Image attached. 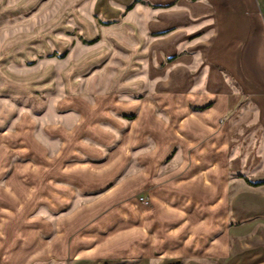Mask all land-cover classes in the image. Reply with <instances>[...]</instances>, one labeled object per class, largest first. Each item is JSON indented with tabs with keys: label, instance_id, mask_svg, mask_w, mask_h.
<instances>
[{
	"label": "crops",
	"instance_id": "1",
	"mask_svg": "<svg viewBox=\"0 0 264 264\" xmlns=\"http://www.w3.org/2000/svg\"><path fill=\"white\" fill-rule=\"evenodd\" d=\"M81 2L65 72L0 55V264H264V0Z\"/></svg>",
	"mask_w": 264,
	"mask_h": 264
},
{
	"label": "rangeland",
	"instance_id": "2",
	"mask_svg": "<svg viewBox=\"0 0 264 264\" xmlns=\"http://www.w3.org/2000/svg\"><path fill=\"white\" fill-rule=\"evenodd\" d=\"M10 13L16 14V16L11 17V15H9ZM18 13H22L23 16L17 15ZM87 13V4L81 2V0H26L22 5H2L0 7V15H4V17L0 18L1 28H14V30H16V37L21 33H25L24 40H30L31 43H34L35 40H41V43L46 48L45 50L39 51L40 53L37 51L21 52V49L1 52L0 55L2 57L9 58L13 55L16 60H20L21 62V67L5 68L4 73H22L24 68L28 70L30 68L33 69L38 68V66H43L48 69V73L53 74V72L56 71L54 68L55 64L57 65V70L59 66H61L63 72H65L70 65L66 64L68 61L71 59L80 60L92 50L101 48L102 45L99 38L95 39L93 43H83L81 41L82 38L87 37L86 33H88L89 29L88 24L91 25L90 28L96 33V29L92 27V23L96 25L97 20L82 18L86 16ZM59 32L61 33L59 34ZM34 33H37V35L34 36ZM58 38L63 40V49L69 47V54L67 56L58 57L54 54L61 52L54 49L58 45ZM74 43H77V45L73 46V49L70 50L71 44L74 45ZM119 52L120 51H117L115 53L122 54ZM35 54H37L36 56L38 57H36ZM22 59H31L34 61L27 64L25 63L26 60L22 62ZM38 61H41L42 64L39 65L37 63ZM23 64L26 65L23 66ZM90 70L91 68L87 71L89 72ZM87 71L79 72L80 81L86 76ZM9 79L8 77L4 79L0 78V115L6 110L9 102L13 104L22 102L21 96L12 93V83H8ZM147 205L150 206L151 204L149 203ZM145 215L146 213H144V217Z\"/></svg>",
	"mask_w": 264,
	"mask_h": 264
},
{
	"label": "built area",
	"instance_id": "3",
	"mask_svg": "<svg viewBox=\"0 0 264 264\" xmlns=\"http://www.w3.org/2000/svg\"><path fill=\"white\" fill-rule=\"evenodd\" d=\"M141 200L144 201L145 203H148V200L146 199L145 196H142V197H141Z\"/></svg>",
	"mask_w": 264,
	"mask_h": 264
}]
</instances>
